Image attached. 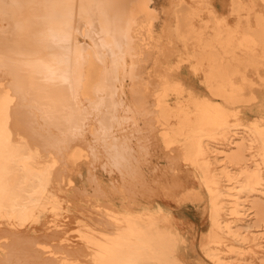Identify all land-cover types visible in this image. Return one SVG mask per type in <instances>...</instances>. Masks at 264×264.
Returning <instances> with one entry per match:
<instances>
[{
	"label": "bare ground",
	"instance_id": "1",
	"mask_svg": "<svg viewBox=\"0 0 264 264\" xmlns=\"http://www.w3.org/2000/svg\"><path fill=\"white\" fill-rule=\"evenodd\" d=\"M190 1V5L181 4L173 12L171 44L165 46L178 52L183 49L187 56L180 57L177 63L166 69L172 70L169 71L172 76L173 72L177 75L182 64L188 63L191 73L202 77L201 82L209 89L213 99L197 95L190 86L180 82L183 79L176 81L178 77L174 75L176 78L173 79L166 73L165 78H158L157 89H152L155 90V108L152 107L151 113L158 123L162 145L173 152L174 159L188 165L199 182L198 188L188 191L183 199L201 202L203 191L206 193L209 228L201 241L204 256L213 264H264V244L261 240L264 238V118L247 122L239 117L241 106L253 102L257 94L246 93L243 77L236 81L243 68L259 70L264 67V20L253 13V7L245 5L243 0H231V11L238 17L243 11L248 16L253 14L255 24L247 22L243 26L229 27L228 18L222 17V14L215 15L206 6L209 16L207 19L201 17L204 22L197 28L194 21L202 10L197 3L202 0ZM136 24L140 60L155 47L165 49L154 36L148 19L136 21ZM112 34L118 37L115 29ZM190 40L196 43V47L189 52ZM0 44H3L1 40ZM167 54L173 57L174 52ZM2 64L0 62V67ZM100 68L101 64L89 51L81 83V94L86 98L95 96L93 89L100 80ZM12 76L14 85L17 81L15 75ZM262 80L264 83V77ZM152 94L149 95L151 100ZM22 104L10 86L0 83V233L6 225L12 232H35L42 224L38 225L40 218L47 212L53 216L60 215L65 208V198L58 191L64 184L71 187L74 183V179L64 175L65 167L61 170L63 161L76 170L72 163L88 157L82 148L72 149L68 158L50 150L42 152L41 144L37 146L38 142L27 134L30 127L18 110ZM25 112L23 116L27 117ZM30 134L33 135L31 130ZM216 145L224 158L220 170L211 157ZM125 149L124 143L126 153L123 151L118 158L121 164L118 160L115 163L117 171L126 169L127 165L121 161H128L134 156L128 155L132 149ZM137 163L136 159L135 165ZM93 178L98 193L107 197V203H97L98 210L108 222L105 229L85 225L83 229H78L80 244L70 246L65 244L67 238L63 239L65 242L61 241L60 251L53 249V243L37 240V246H32L31 243L9 240V236L0 235V239L3 238L0 240V264H185L180 251L186 244V237L173 223L168 210L160 205H143L129 198L126 193L132 190L129 187L131 183L126 185L123 181L106 192L102 182ZM116 195L120 196L122 207L115 208L110 201ZM64 196L70 200L68 194ZM137 204L140 207L134 209ZM58 229L48 228L45 232L52 230L56 233Z\"/></svg>",
	"mask_w": 264,
	"mask_h": 264
},
{
	"label": "rangeland",
	"instance_id": "2",
	"mask_svg": "<svg viewBox=\"0 0 264 264\" xmlns=\"http://www.w3.org/2000/svg\"><path fill=\"white\" fill-rule=\"evenodd\" d=\"M202 1L197 3L200 10L202 7L197 20L194 21L197 28L204 22L201 17L209 16L205 11L206 6H209L215 15L222 14V17L228 18L229 27L243 26L247 22L255 24L253 14L248 16L243 11L238 17L233 13L231 0ZM190 2L0 0V40L3 42L0 44V62L4 63L0 67V83L10 86L21 103H24L18 110L21 111L24 122H28L33 135L27 130V124L26 133L31 139H35H32L33 141L38 142L37 146L41 144L39 147L43 148L44 153L50 150L68 158L72 149L82 148L88 155L87 158L82 157V160L72 163L76 170L63 161L61 170L65 167L64 175L74 179V183L71 187L64 184V189L58 191L65 198V208L60 215L53 216L47 212L40 218L38 225L42 224L35 232H12L6 225L0 233L1 236L7 235L9 240L17 239L23 243H31L32 246H37V240L53 243V249L60 251L63 239L70 241H62L63 244H80L77 239L78 229L84 228L85 225L91 224L90 226L98 227L97 229H105L108 222L98 210L97 203H107V197L98 193L93 178L95 177V181L102 182L106 192L123 181L126 185L131 183L129 187L132 190L128 187L131 194L126 193L129 198H134L143 205H160L168 210L172 214L173 223L186 237V244L180 251L185 264H213L201 250L203 235L209 228V214L205 208L206 193L203 191L204 199L201 202L183 199L188 191L198 188L199 182L192 169L180 159H174L171 154L173 152L162 145L158 123L151 113L155 108L153 91L158 87V78H165L166 73L172 71L166 68L177 63L180 57L187 56L182 49V43L179 45L181 52L165 46L171 44L169 42L172 39L173 12L181 4L188 6ZM243 2L253 7L252 12L264 20V0ZM256 3H260L259 6ZM117 18L119 19L116 21ZM141 19L151 22L154 36L158 37V42L166 49L155 47L146 53L143 60H140L137 54L135 34L136 21ZM232 19L235 20L232 22ZM114 29L118 31L117 38L112 34ZM195 47L196 43L190 40L187 51L190 52ZM89 51L101 64L100 80L94 86L95 96L92 98L81 94L82 76ZM167 53L173 54V57ZM177 71L180 72L177 75L176 72H173V76L169 73L173 79H183L180 82L190 86L197 95L213 99L209 89L201 82L202 77L191 73L188 63L184 62ZM241 71L236 81L243 77L246 93L257 95L253 102L240 107L239 117L247 122L260 120L264 118V67L261 66L259 70L247 67ZM153 72L158 73L160 77L158 74H155V77ZM12 75H15L17 81L14 85ZM153 76L156 78L154 81ZM151 94L153 100L149 98ZM24 110L28 118L23 116ZM42 142L45 143L44 146ZM124 143L125 150L132 149L129 151L132 153L128 155H134L130 158L134 164L130 159L129 163L127 160L121 161L123 165H127L126 169L117 171L114 166L123 155ZM217 148L219 146L216 145L211 157L215 167L220 170L224 165V158ZM129 172L132 175H129ZM142 183L144 184L141 185ZM65 194H68L70 200L66 199ZM110 199L115 208L123 204L119 195ZM139 207L137 204L133 208ZM52 224H57L58 227ZM48 228L59 229L56 233L52 230L45 232ZM261 240L264 244V238Z\"/></svg>",
	"mask_w": 264,
	"mask_h": 264
}]
</instances>
